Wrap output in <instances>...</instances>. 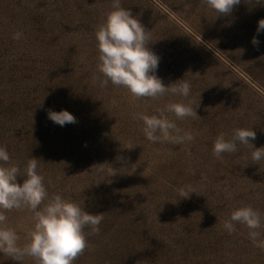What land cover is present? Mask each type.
Segmentation results:
<instances>
[{
  "label": "rangeland",
  "instance_id": "374dc122",
  "mask_svg": "<svg viewBox=\"0 0 264 264\" xmlns=\"http://www.w3.org/2000/svg\"><path fill=\"white\" fill-rule=\"evenodd\" d=\"M110 2L0 0V146L21 170L39 159L49 197L62 194L103 215L74 264H264L247 228L222 227L241 205L264 215V161L251 162L245 146L223 159L212 154L217 135L238 127H252L254 146H264V32L256 33L264 3L241 0L216 17L200 0H122L150 31L149 47L161 58L156 75L165 85L191 83L188 99L201 118L176 120L194 136L176 145L148 141L133 117L181 97L134 100L123 87L93 81L95 30ZM49 110H67L77 123L61 127ZM188 185L198 194L182 198L178 190ZM5 215L23 246L31 213ZM0 264L19 262L0 254Z\"/></svg>",
  "mask_w": 264,
  "mask_h": 264
},
{
  "label": "clouds",
  "instance_id": "9594fccd",
  "mask_svg": "<svg viewBox=\"0 0 264 264\" xmlns=\"http://www.w3.org/2000/svg\"><path fill=\"white\" fill-rule=\"evenodd\" d=\"M216 17L228 16L241 0H200ZM264 3V0H256ZM264 32V19L258 21L256 33ZM13 40L23 38L16 32ZM98 63L94 83L103 89L109 83L126 89L132 99L149 98L158 100L165 96H178L177 102L166 103L158 108L157 114L137 113L134 119L143 123L142 131L152 143H173L182 145L194 140L190 132L178 127L176 120L200 117L192 107L191 83L179 79L168 85L156 75L160 57L151 50L153 42L150 31L134 17L131 10L122 6V0H111L110 10L105 13L95 30ZM251 43L258 46L260 41L253 36ZM174 116L175 119L170 118ZM48 118L63 127L77 123L76 117L67 110L48 111ZM201 118V117H200ZM256 132L252 127H238L231 136L220 133L213 142L212 154L223 159V154H233L239 146L250 149V161L260 165L264 161V146L255 147ZM134 146L129 145L131 149ZM118 159V157H117ZM39 159L31 158L23 170L11 162L6 147L0 146V254L22 264L25 257H31L34 264H74L88 247V237L99 233L103 215L86 211L79 203L65 198L62 194L49 197L44 177L38 171ZM114 168L108 169L109 177L117 174ZM135 169L133 170V172ZM25 177L23 183L17 177ZM179 195L187 198L193 192L191 185L180 188ZM198 194V193H197ZM12 209L31 213L33 227L28 232L27 243L20 246V236L16 229L7 226L5 212ZM237 225L247 228L253 245L264 250V215L251 205H241L231 210L222 227L229 234L237 231Z\"/></svg>",
  "mask_w": 264,
  "mask_h": 264
}]
</instances>
